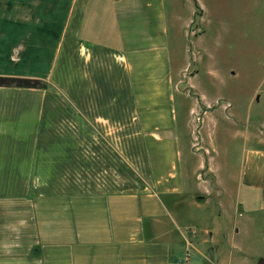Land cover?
I'll list each match as a JSON object with an SVG mask.
<instances>
[{
    "label": "crops",
    "instance_id": "0c3cea01",
    "mask_svg": "<svg viewBox=\"0 0 264 264\" xmlns=\"http://www.w3.org/2000/svg\"><path fill=\"white\" fill-rule=\"evenodd\" d=\"M196 7L0 0V77L44 84L0 87V264H218L249 209L264 233V108L210 125L206 110L205 156L192 147ZM244 13L259 51L264 0ZM222 119L229 153L240 140L227 188L211 156Z\"/></svg>",
    "mask_w": 264,
    "mask_h": 264
},
{
    "label": "rangeland",
    "instance_id": "374dc122",
    "mask_svg": "<svg viewBox=\"0 0 264 264\" xmlns=\"http://www.w3.org/2000/svg\"><path fill=\"white\" fill-rule=\"evenodd\" d=\"M181 1L186 7L189 4L202 7L203 20L201 22L196 19L194 27L204 25L205 30L207 20V32L200 38L201 45H199V37L194 35H191L190 42L189 39H185L187 49L189 52L192 50V57L196 62L195 68L199 70L198 89L200 90L198 92L204 94L206 103L204 107H201L197 95L192 94L187 104L192 105L202 117L205 116L207 110L210 113V117L206 119L208 125L212 124L211 117L221 119L222 115L228 114L232 108H239L243 111L250 104L254 108H264V19L261 20L262 41L258 51L248 41V34L243 33L242 30V22L246 16L244 11L247 10L249 0ZM261 11H263L262 8ZM187 57L190 59L191 54L187 53ZM258 94L261 95L260 102L250 103L252 97ZM191 118L194 135L192 147L197 156L204 157L206 152L200 143V123H196L194 116ZM228 124H230L229 121L220 120L214 137L216 151L211 154L216 164L222 169L219 174L223 179L221 178L220 181H224L223 185L226 184V188L230 182L228 170L233 165L234 168L237 166L234 159L239 156L240 149V146L237 147L240 140H237L233 143L230 153L227 151L225 145L228 139L224 132L228 129L234 130ZM226 152L232 156V162L226 160ZM233 172L234 170L231 171ZM247 211L238 218L239 232L234 241L227 243L221 249L218 264H258L259 260L264 261V233L261 229V216L260 218L256 215L249 216Z\"/></svg>",
    "mask_w": 264,
    "mask_h": 264
},
{
    "label": "trees",
    "instance_id": "16d2710c",
    "mask_svg": "<svg viewBox=\"0 0 264 264\" xmlns=\"http://www.w3.org/2000/svg\"><path fill=\"white\" fill-rule=\"evenodd\" d=\"M44 84L39 80L22 79L13 77H0V87H15V88H42Z\"/></svg>",
    "mask_w": 264,
    "mask_h": 264
},
{
    "label": "built area",
    "instance_id": "2783aa9c",
    "mask_svg": "<svg viewBox=\"0 0 264 264\" xmlns=\"http://www.w3.org/2000/svg\"><path fill=\"white\" fill-rule=\"evenodd\" d=\"M191 115L194 116V120L196 121V123H200L201 122V116L199 113L195 112V111H191Z\"/></svg>",
    "mask_w": 264,
    "mask_h": 264
},
{
    "label": "water",
    "instance_id": "95a60500",
    "mask_svg": "<svg viewBox=\"0 0 264 264\" xmlns=\"http://www.w3.org/2000/svg\"><path fill=\"white\" fill-rule=\"evenodd\" d=\"M166 264H176V263H166ZM258 264H264V261L259 260Z\"/></svg>",
    "mask_w": 264,
    "mask_h": 264
}]
</instances>
